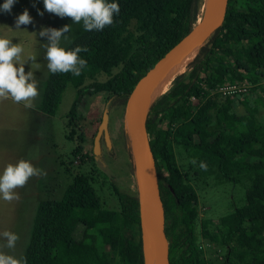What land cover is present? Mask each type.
<instances>
[{
  "label": "trees",
  "instance_id": "obj_1",
  "mask_svg": "<svg viewBox=\"0 0 264 264\" xmlns=\"http://www.w3.org/2000/svg\"><path fill=\"white\" fill-rule=\"evenodd\" d=\"M117 2L119 12L111 24L99 31L81 26L66 44L84 49L79 56L86 64L80 74L49 72L44 81L39 104L43 113L54 114L67 84L77 92L68 113L69 137L81 97L104 91L126 106L135 82L189 31L202 4V0ZM239 83L248 86L244 93L217 91ZM238 103L242 111L236 110ZM260 105H264V0H228L222 24L196 48L186 69L154 98L146 120L169 264H264ZM80 152L78 143L72 155ZM85 157L81 153L80 159ZM226 181L244 187V204L215 221L203 220L198 187ZM201 241L209 244L208 249ZM20 260L21 264H143L139 212L104 207L93 178L76 173L59 199L37 203Z\"/></svg>",
  "mask_w": 264,
  "mask_h": 264
},
{
  "label": "rangeland",
  "instance_id": "obj_2",
  "mask_svg": "<svg viewBox=\"0 0 264 264\" xmlns=\"http://www.w3.org/2000/svg\"><path fill=\"white\" fill-rule=\"evenodd\" d=\"M205 3L202 0L199 17L206 8ZM25 8L28 9L32 21L26 26L22 25V28H15L14 17ZM64 24L69 25L65 34L67 38L61 39V43L66 46L82 23H73L70 17L61 18L44 11L42 0H16L11 14L0 13V35L13 38V43H20L24 47L22 58L24 55L35 56L36 62L41 65L39 70L34 71L38 92L30 107H25L23 102H13L10 97L0 98V170L20 158L30 159L34 166L42 170L41 175L30 177L22 187L14 189V199H0V232L10 230L18 236L13 248L5 247V241L0 239V251L19 259L29 239L37 203L47 199H59L76 173H87L93 178L94 187L104 207H124L129 211L139 212L128 138L125 136L128 105L123 107L108 92H87L79 101L71 137L68 136L72 127L68 124V113L77 97L74 87L67 84L63 88L54 114H46L39 109L43 84L49 73L45 59L48 39L47 35L39 36V32L42 28H59ZM195 50L194 48V54ZM186 65L181 72L186 69ZM28 70L29 65L26 64L25 71ZM99 78L103 79L104 76ZM236 107V110L242 111L241 104L238 103ZM104 111L108 116L111 143L108 146L104 138L103 142L100 140V151L96 155L94 136ZM260 112L264 122V105H260ZM78 143L81 145V152L74 156L72 151ZM81 153L87 155L83 160L80 159ZM66 163L68 171L65 170ZM197 194L199 216L203 220L211 218L215 221L245 202L244 187L232 181L199 186ZM79 230L80 227L77 228L76 235ZM201 244L205 250L208 249L207 242L201 241Z\"/></svg>",
  "mask_w": 264,
  "mask_h": 264
},
{
  "label": "clouds",
  "instance_id": "obj_3",
  "mask_svg": "<svg viewBox=\"0 0 264 264\" xmlns=\"http://www.w3.org/2000/svg\"><path fill=\"white\" fill-rule=\"evenodd\" d=\"M16 0H2L0 13L11 14ZM44 11L51 12L58 17H70L73 23H82L85 31L101 30L113 21L114 14L119 12L117 0H42ZM32 21L27 8L14 17L15 28H22ZM69 30L64 24L59 28H42L39 36L47 35L48 44L45 52L46 67L50 73H71L79 75L86 61L79 56L84 49L77 45L66 47L61 43L62 37ZM25 49L20 43H13V38L0 35V98L10 97L13 102H23L30 107L37 95V81L34 71L41 65L36 57L24 55ZM29 70L25 71V65ZM201 168L206 165L201 162ZM42 170L33 165L30 159L20 158L15 163H8L0 170V199L9 201L16 197L14 189L22 187L33 176L41 175ZM0 239L4 246L13 248L18 236L15 232L4 230L0 232ZM0 264H21V260L11 254L0 251Z\"/></svg>",
  "mask_w": 264,
  "mask_h": 264
},
{
  "label": "water",
  "instance_id": "obj_4",
  "mask_svg": "<svg viewBox=\"0 0 264 264\" xmlns=\"http://www.w3.org/2000/svg\"><path fill=\"white\" fill-rule=\"evenodd\" d=\"M228 0H215L210 8H205L189 31L169 48L146 72L135 82L127 100L131 103V116L127 122L126 134L130 152L132 172L139 202L143 264H147L146 220L152 231L154 245L158 251V264H169L168 239L164 230V209L159 195L154 169L153 156L148 140L146 120L150 106L156 96L152 97L153 88L160 74L178 58L186 48H197L223 22ZM108 116L104 111L94 136V153L100 151V139L110 145L107 126ZM151 178V183L149 181Z\"/></svg>",
  "mask_w": 264,
  "mask_h": 264
},
{
  "label": "bare ground",
  "instance_id": "obj_5",
  "mask_svg": "<svg viewBox=\"0 0 264 264\" xmlns=\"http://www.w3.org/2000/svg\"><path fill=\"white\" fill-rule=\"evenodd\" d=\"M205 7L210 8L215 0H205ZM198 19V18H197ZM193 47L189 46L184 50V52L176 58L171 65H169L163 72L160 74L154 88L152 91V97L157 94L165 91L167 89L168 84L172 80L173 76L182 71L186 63L192 59L191 56L194 54ZM203 51V50H202ZM131 116V103H128L127 106V121H129ZM151 183V178H149ZM145 216V224H146V234H147V264H158V251L154 245L153 236L151 228L146 220Z\"/></svg>",
  "mask_w": 264,
  "mask_h": 264
},
{
  "label": "built area",
  "instance_id": "obj_6",
  "mask_svg": "<svg viewBox=\"0 0 264 264\" xmlns=\"http://www.w3.org/2000/svg\"><path fill=\"white\" fill-rule=\"evenodd\" d=\"M248 88L247 85H245L244 83H239L237 85H228L226 84L225 86H222L221 88H219L217 91L222 92L223 94L227 93V94H231L234 91H245Z\"/></svg>",
  "mask_w": 264,
  "mask_h": 264
},
{
  "label": "flooded vegetation",
  "instance_id": "obj_7",
  "mask_svg": "<svg viewBox=\"0 0 264 264\" xmlns=\"http://www.w3.org/2000/svg\"><path fill=\"white\" fill-rule=\"evenodd\" d=\"M100 140H102V142H103V136H101V139ZM128 150H129V148H128Z\"/></svg>",
  "mask_w": 264,
  "mask_h": 264
}]
</instances>
